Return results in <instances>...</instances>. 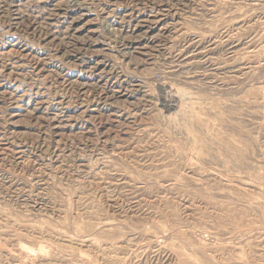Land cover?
Listing matches in <instances>:
<instances>
[{
  "label": "rangeland",
  "instance_id": "obj_1",
  "mask_svg": "<svg viewBox=\"0 0 264 264\" xmlns=\"http://www.w3.org/2000/svg\"><path fill=\"white\" fill-rule=\"evenodd\" d=\"M82 1L0 0V264H264V0Z\"/></svg>",
  "mask_w": 264,
  "mask_h": 264
},
{
  "label": "bare ground",
  "instance_id": "obj_2",
  "mask_svg": "<svg viewBox=\"0 0 264 264\" xmlns=\"http://www.w3.org/2000/svg\"><path fill=\"white\" fill-rule=\"evenodd\" d=\"M255 1V0H254ZM40 2V1H39ZM69 5L68 7L73 9V8H81V10L83 11V15H87L88 14V9L86 7V4L85 2H83L82 0H69ZM257 3V2H256ZM264 3V2H263ZM46 6V5H45ZM53 6V5H52ZM79 11V10H78ZM81 13V12H80ZM34 15V14H33ZM47 16V15H46ZM45 18V17H44ZM67 20V19H66ZM74 22V21H73ZM107 24V21L105 22ZM113 27V25H112ZM108 28V27H107ZM110 32V31H109ZM112 34V33H111ZM98 38V37H97ZM99 39V38H98ZM95 41V40H94ZM104 41V40H103ZM106 42V41H105ZM152 42V41H151ZM104 45V43H101ZM123 47V46H122ZM144 47H141V49H143ZM206 49V48H205ZM126 50V49H125ZM124 50V51H125ZM199 50V49H197ZM142 51V50H141ZM78 52V51H77ZM122 52V51H121ZM130 52V51H129ZM190 53V51H189ZM192 53V52H191ZM197 51H196V54L194 55V57H196L197 55ZM133 55V54H132ZM130 56V55H129ZM193 59V54H183L181 57H180V60L178 61V65L177 66H180L182 69L186 68L187 66L190 65V62L191 60ZM127 60V59H126ZM176 61V62H177ZM41 62V61H40ZM41 64V63H40ZM209 66V65H208ZM205 67V66H204ZM196 68V67H195ZM210 68V66H209ZM189 69V68H188ZM193 69V68H192ZM208 69V68H206ZM168 70V69H167ZM166 70V71H167ZM171 70V69H170ZM100 71V70H99ZM181 71V70H180ZM188 71V70H187ZM200 71V70H199ZM206 71V70H205ZM211 71V70H210ZM178 73V72H177ZM177 75V74H176ZM165 76V75H164ZM172 76V75H171ZM95 77V76H94ZM96 79V78H95ZM99 79V78H98ZM176 79V78H175ZM202 81V80H201ZM206 81V80H205ZM159 89L162 93V103H163V107L166 108L167 110H170V109H175L179 103V100L177 98L176 95L174 94H170L169 91H168V86H167V83L166 82H160L159 83ZM158 89V90H159ZM184 104V103H183ZM230 106V105H229ZM243 115V114H242ZM233 119V118H232ZM220 163V162H219ZM263 164V163H262ZM251 189V188H250ZM147 247V246H146Z\"/></svg>",
  "mask_w": 264,
  "mask_h": 264
}]
</instances>
